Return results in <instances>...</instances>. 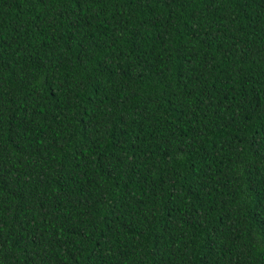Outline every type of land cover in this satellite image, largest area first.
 Here are the masks:
<instances>
[{
  "label": "trees",
  "instance_id": "obj_1",
  "mask_svg": "<svg viewBox=\"0 0 264 264\" xmlns=\"http://www.w3.org/2000/svg\"><path fill=\"white\" fill-rule=\"evenodd\" d=\"M0 264H264V0H0Z\"/></svg>",
  "mask_w": 264,
  "mask_h": 264
}]
</instances>
